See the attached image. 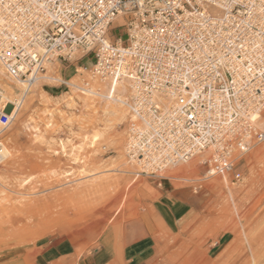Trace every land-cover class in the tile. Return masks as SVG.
<instances>
[{
    "label": "rangeland",
    "instance_id": "374dc122",
    "mask_svg": "<svg viewBox=\"0 0 264 264\" xmlns=\"http://www.w3.org/2000/svg\"><path fill=\"white\" fill-rule=\"evenodd\" d=\"M72 64L47 76L89 82L100 96L50 79L0 82L7 112L17 104L0 124L11 153L0 162V264H264V142L237 162L239 181L210 175L202 156L136 177L126 107Z\"/></svg>",
    "mask_w": 264,
    "mask_h": 264
},
{
    "label": "built area",
    "instance_id": "2783aa9c",
    "mask_svg": "<svg viewBox=\"0 0 264 264\" xmlns=\"http://www.w3.org/2000/svg\"><path fill=\"white\" fill-rule=\"evenodd\" d=\"M165 2L181 7L162 12ZM209 2L210 18L201 0H55V7L53 0H0L1 82L30 87L50 79L100 96L89 82L47 76L49 67L73 62L75 73L88 71L91 81L108 83L109 100L117 101L119 86L127 90L119 102L131 118L125 156L138 167L136 177L160 178L202 156L210 175L239 181L237 162L264 142V0ZM160 16L175 35L156 34ZM121 30L124 36L117 35ZM173 62L189 64L192 79L188 68L177 74ZM6 93L0 85L3 126L17 107L12 103L15 110L7 112Z\"/></svg>",
    "mask_w": 264,
    "mask_h": 264
},
{
    "label": "snow or ice",
    "instance_id": "6c2138e0",
    "mask_svg": "<svg viewBox=\"0 0 264 264\" xmlns=\"http://www.w3.org/2000/svg\"><path fill=\"white\" fill-rule=\"evenodd\" d=\"M143 2V0H142ZM52 6L55 7V0H53V3H52ZM135 6V5H134ZM151 7H153L155 9L156 5L155 4H152L150 5ZM173 6L176 8V9H180L181 7V4L180 3H175L174 5L170 2H165L163 4V7L160 9L162 12H171L172 11V8ZM220 7H228V5H219ZM199 7L201 8H206L209 10V18L211 17L212 15V11H214V4L212 2H209V0H201V3L199 5ZM200 15H203V13H199ZM159 27L157 29H155V32L157 35H159L160 33H164L166 36H171V35H175V29L172 30V32H169L168 31V28L167 26L165 25L164 23V17L163 16H160L159 17ZM176 22V17H173V16H170L169 17V23H175ZM206 22H208V18H206ZM215 41V37H213V41ZM211 43V42H209ZM204 48V45H201V49L203 50ZM241 48H243V45L241 44ZM175 54V53H174ZM161 64H163V61H161ZM173 68L174 70L177 72V74H179L180 72L183 71L184 68H188V72L185 73V75L188 77V79H192L191 77V73L193 71V69L191 68V66L189 64H187L186 62L183 63L180 67H177L175 65V63L173 62ZM169 76H171V72L169 73ZM194 83H199V81H193ZM184 84L187 83V80L183 81ZM180 91L182 92L183 91V88L180 89ZM192 95L195 97L197 95H199V93L197 92H194L192 93ZM190 103V101H189Z\"/></svg>",
    "mask_w": 264,
    "mask_h": 264
},
{
    "label": "bare ground",
    "instance_id": "6f19581e",
    "mask_svg": "<svg viewBox=\"0 0 264 264\" xmlns=\"http://www.w3.org/2000/svg\"><path fill=\"white\" fill-rule=\"evenodd\" d=\"M0 82H1V79H0ZM73 83V82H72ZM1 84V83H0ZM75 84V83H74ZM102 84V83H101ZM78 85V84H77ZM80 86H82L81 84H79ZM95 85V84H94ZM99 86H100V84H98ZM103 85H104V83H103ZM104 86H106V85H104ZM104 86H103V88H104ZM92 87H93V85H92ZM96 88V87H95ZM100 88H102V86L100 87ZM72 89H74V88H72ZM94 89V88H93ZM105 89H106V87H105ZM104 89V90H105ZM75 92H76V90H74ZM79 91V90H78ZM101 91H102V89H101ZM7 92V91H6ZM80 92V91H79ZM103 92H105V91H103ZM7 94V93H6ZM116 96H117V94H116ZM88 97V96H87ZM118 97V96H117ZM92 98V97H91ZM90 98V99H91ZM93 98H94V96H93ZM96 99H98V98H96ZM102 100V99H101ZM117 101H119L120 99H116ZM107 101H109V100H107ZM19 104V103H18ZM10 152L8 151V149L5 147V145L3 144V143H0V162L1 161H5L6 159H8V157L10 156ZM250 247V246H249ZM255 249V248H254ZM242 256H243V254H242ZM253 256V255H252ZM203 257H205V256H203ZM246 258V257H245ZM259 258V257H258ZM208 259V258H207ZM206 259V260H207ZM253 259H254V257H253ZM257 260V259H256ZM255 260V261H256ZM259 260V259H258ZM238 261V260H237ZM246 261V260H245ZM258 262V261H257ZM206 263V262H205ZM238 263H239V261H238ZM244 263V262H243ZM243 263H241V264H243ZM256 263V262H255ZM204 264V263H203ZM207 264V263H206ZM212 264V263H211ZM245 264V263H244Z\"/></svg>",
    "mask_w": 264,
    "mask_h": 264
}]
</instances>
